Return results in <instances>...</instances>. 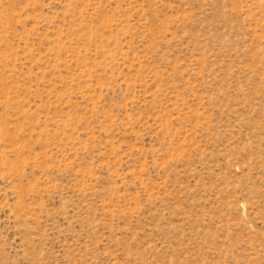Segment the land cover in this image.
<instances>
[{"label": "rangeland", "instance_id": "rangeland-1", "mask_svg": "<svg viewBox=\"0 0 264 264\" xmlns=\"http://www.w3.org/2000/svg\"><path fill=\"white\" fill-rule=\"evenodd\" d=\"M0 264H264V0H0Z\"/></svg>", "mask_w": 264, "mask_h": 264}]
</instances>
